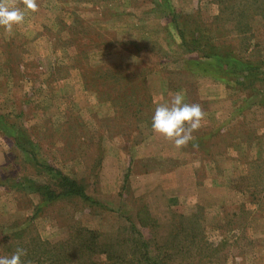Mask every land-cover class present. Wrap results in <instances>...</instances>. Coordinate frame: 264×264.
<instances>
[{
    "label": "rangeland",
    "instance_id": "374dc122",
    "mask_svg": "<svg viewBox=\"0 0 264 264\" xmlns=\"http://www.w3.org/2000/svg\"><path fill=\"white\" fill-rule=\"evenodd\" d=\"M37 3L0 27V256L264 264V0ZM175 92L206 113L182 149L151 127ZM40 165L94 202H44Z\"/></svg>",
    "mask_w": 264,
    "mask_h": 264
},
{
    "label": "clouds",
    "instance_id": "9594fccd",
    "mask_svg": "<svg viewBox=\"0 0 264 264\" xmlns=\"http://www.w3.org/2000/svg\"><path fill=\"white\" fill-rule=\"evenodd\" d=\"M38 10L37 0H0V27L11 33L15 26L24 23L25 11L35 13ZM205 118L206 113L200 104L187 103L183 92H175L169 94L168 100L157 104L151 127L155 134L182 149L195 140L193 133L202 127ZM192 147L198 149L199 145L192 143ZM26 255V249L18 247L10 256H0V264H24L22 257Z\"/></svg>",
    "mask_w": 264,
    "mask_h": 264
},
{
    "label": "trees",
    "instance_id": "16d2710c",
    "mask_svg": "<svg viewBox=\"0 0 264 264\" xmlns=\"http://www.w3.org/2000/svg\"><path fill=\"white\" fill-rule=\"evenodd\" d=\"M219 59L220 57L217 56ZM230 59L224 58L223 61L229 62ZM229 65V64H228ZM12 140L16 144V146L20 150H24L28 152L29 148V139L28 137L22 133L19 132L17 136H12ZM36 162V161H35ZM38 165V163L36 162ZM41 166V165H40ZM42 168L46 169L49 171L52 175L57 177L59 179L58 187L61 192H55L54 190L49 189L47 186H39V195L42 198L44 202H50L54 198H57L59 195H64V196H75L77 198H80L83 201L91 202L92 200L85 194L83 191L82 187L72 179H69L68 177L64 176L59 170H56L52 166H41ZM94 202V201H92Z\"/></svg>",
    "mask_w": 264,
    "mask_h": 264
}]
</instances>
